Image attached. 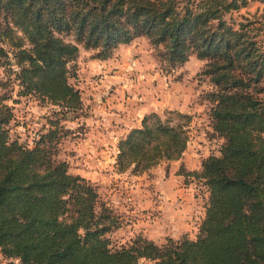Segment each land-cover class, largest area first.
Instances as JSON below:
<instances>
[{"label": "trees", "instance_id": "1", "mask_svg": "<svg viewBox=\"0 0 264 264\" xmlns=\"http://www.w3.org/2000/svg\"><path fill=\"white\" fill-rule=\"evenodd\" d=\"M251 0H0V66H17L20 94L75 110L80 90L69 62L80 46L107 58L120 43L146 36L172 64L193 53L214 89L209 115L223 138L219 153L191 174L208 188L195 237L163 243L136 234L112 245L111 207L87 177L56 155L59 117L32 145L10 139L8 79L0 76V254L17 264H264V40L262 23L232 11ZM264 3V0H259ZM229 16V19L227 17ZM8 44L10 49L6 47ZM12 70V68H10ZM56 112H59L56 111ZM176 121L152 111L118 141L117 168H150L187 148L188 114ZM60 113V112H59Z\"/></svg>", "mask_w": 264, "mask_h": 264}, {"label": "rangeland", "instance_id": "2", "mask_svg": "<svg viewBox=\"0 0 264 264\" xmlns=\"http://www.w3.org/2000/svg\"><path fill=\"white\" fill-rule=\"evenodd\" d=\"M228 15L233 21L241 19L242 15L256 17L263 24L258 37L264 40L263 2L251 0ZM5 45L10 49L8 44ZM95 53V49L81 45L77 57L68 64L71 69L69 80L80 90L82 99L81 107L75 110H62L61 106L37 95L20 94L12 72L17 68L12 53L9 54L12 63L0 66V76L8 79L3 91L9 93L10 97L5 102L13 111L8 123L10 139L32 145L40 133L50 126L49 119L59 117V138L54 146L56 155L68 162L70 172L89 178L95 184L100 200L112 208L117 220L106 235L112 245L118 246L138 233L145 235V225L157 218L155 216L159 210L155 204L161 192L156 189V170L159 164L167 170L171 164H164V161L170 160L163 159L147 169L135 170L130 167L120 171L116 164L117 145L127 131H116L120 125H124L116 119L108 122L92 120L93 100L114 97L152 103L159 101L160 109L155 112L163 117L169 116L173 122L178 117L175 111L188 114L182 119L186 121L189 135L187 147L192 144L194 153H219L223 138L214 131L209 115L212 104L209 92L214 85L208 76L201 73L205 59L193 53L183 63L172 65L144 35L118 44L107 58L95 57ZM109 85H117V89H111ZM106 89L109 91L104 92ZM110 92L115 96H111ZM179 101L186 106L183 111L172 106ZM58 110L60 113L56 112ZM200 160L196 153L190 156L191 163L188 165L194 166ZM182 169L185 167L182 166ZM189 177L196 182H193L196 192L208 191L201 180L193 179L191 174ZM17 263L18 259L0 254V264ZM137 264H153V261L140 258Z\"/></svg>", "mask_w": 264, "mask_h": 264}, {"label": "crops", "instance_id": "3", "mask_svg": "<svg viewBox=\"0 0 264 264\" xmlns=\"http://www.w3.org/2000/svg\"><path fill=\"white\" fill-rule=\"evenodd\" d=\"M113 80V79H108ZM105 86V85H104ZM111 89H117V85H109ZM114 86V87H112ZM109 91L106 89L104 92ZM111 96H115L113 92H110ZM108 96H106L107 98ZM92 102V101H91ZM93 106V107H92ZM161 103L137 101L136 99H114L109 97L108 99H94L91 103L94 118L92 120L99 122H108L109 120L116 119L123 122V126L120 125L116 131L124 133L132 126H138L141 124L142 117L149 111H159ZM173 108L184 110L186 106L179 101L172 104ZM171 107V106H169ZM187 108H189L187 106ZM186 108V110H187ZM113 132V130H112ZM192 144L187 147L182 156L170 161H164V164L169 162V169H163V166L158 165V171L155 175L157 184L156 189L161 193L160 198L155 207L158 208L159 213L155 216L153 222L145 225L144 234L152 238L157 243L165 241L167 236L173 238H179L181 235L187 233L191 237H195L198 230V225L205 213V203L208 195V191L205 193H199L194 189L193 180H190L189 175H185L184 172L179 171V167L183 166V171L195 170L201 167V160L194 166L188 165L190 156L196 155L205 157L208 154H204L201 151L193 152L195 148H191ZM198 150V149H197ZM183 161L185 165H183ZM193 178V176H192ZM194 179V178H193ZM193 182H195L193 184Z\"/></svg>", "mask_w": 264, "mask_h": 264}, {"label": "built area", "instance_id": "4", "mask_svg": "<svg viewBox=\"0 0 264 264\" xmlns=\"http://www.w3.org/2000/svg\"><path fill=\"white\" fill-rule=\"evenodd\" d=\"M198 188V187H197Z\"/></svg>", "mask_w": 264, "mask_h": 264}]
</instances>
